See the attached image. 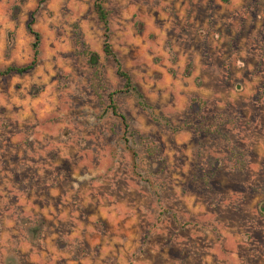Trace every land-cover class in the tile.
Returning <instances> with one entry per match:
<instances>
[{
  "label": "rangeland",
  "instance_id": "374dc122",
  "mask_svg": "<svg viewBox=\"0 0 264 264\" xmlns=\"http://www.w3.org/2000/svg\"><path fill=\"white\" fill-rule=\"evenodd\" d=\"M94 3L0 0V264H264V0H105L129 135Z\"/></svg>",
  "mask_w": 264,
  "mask_h": 264
},
{
  "label": "trees",
  "instance_id": "16d2710c",
  "mask_svg": "<svg viewBox=\"0 0 264 264\" xmlns=\"http://www.w3.org/2000/svg\"><path fill=\"white\" fill-rule=\"evenodd\" d=\"M228 1V0H225ZM94 11L97 14L99 20L103 23L105 28V41H104V48L103 51L106 54V56L111 57L115 64L117 69L118 76L124 81V87L122 90L110 93L109 99H110V106L109 108L112 109L114 115L118 116L122 119L124 124V129L126 135L130 134L131 131H129L130 126L127 123V119L124 115L119 113L118 105L115 100V95L117 93H129V94H135L138 97L139 104L143 107H147V103L145 101V98L141 92L138 91V89L134 86L133 78L131 74L125 69L122 61L120 60L119 56L113 49V46L110 41V13L108 9L105 6V0H95L94 3ZM35 22L34 16L32 17L28 28L31 31V33L36 37V43L34 44L35 47V59L34 61L26 66H10L5 69L0 68V75L7 76L11 74H24L31 69H33L37 63V56L39 54L38 50V44L40 41V34L34 29L33 25ZM87 55L89 56V61L91 65L96 69V76L99 78V65H100V54L95 51H88ZM133 135V133H132ZM127 141L129 139H126Z\"/></svg>",
  "mask_w": 264,
  "mask_h": 264
},
{
  "label": "clouds",
  "instance_id": "9594fccd",
  "mask_svg": "<svg viewBox=\"0 0 264 264\" xmlns=\"http://www.w3.org/2000/svg\"><path fill=\"white\" fill-rule=\"evenodd\" d=\"M12 58L15 59V56H13ZM10 62H11V61H8V63H10ZM86 179H87V177H86Z\"/></svg>",
  "mask_w": 264,
  "mask_h": 264
}]
</instances>
